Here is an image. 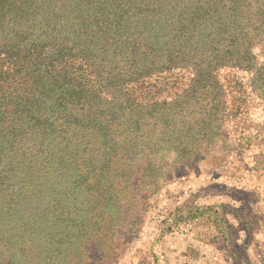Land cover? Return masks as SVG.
Returning <instances> with one entry per match:
<instances>
[{"label": "trees", "instance_id": "1", "mask_svg": "<svg viewBox=\"0 0 264 264\" xmlns=\"http://www.w3.org/2000/svg\"><path fill=\"white\" fill-rule=\"evenodd\" d=\"M262 44L264 0H0V264H56L21 203L72 182L107 210L224 136L221 69L248 73L264 106ZM56 211L70 239L73 211Z\"/></svg>", "mask_w": 264, "mask_h": 264}, {"label": "rangeland", "instance_id": "2", "mask_svg": "<svg viewBox=\"0 0 264 264\" xmlns=\"http://www.w3.org/2000/svg\"><path fill=\"white\" fill-rule=\"evenodd\" d=\"M254 52L264 62V44ZM218 76L232 114L224 136L203 143L190 160L170 153L157 164L158 178L118 186L107 210L93 207L83 190L67 193L72 182L64 194L21 203L25 217L41 221L32 237L42 236L39 260L52 254L56 264H264V106L248 73L221 69ZM74 195L82 206L72 205ZM60 204L73 211L70 239L54 224Z\"/></svg>", "mask_w": 264, "mask_h": 264}]
</instances>
